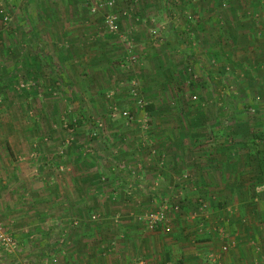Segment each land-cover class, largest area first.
Instances as JSON below:
<instances>
[{
	"label": "rangeland",
	"instance_id": "rangeland-1",
	"mask_svg": "<svg viewBox=\"0 0 264 264\" xmlns=\"http://www.w3.org/2000/svg\"><path fill=\"white\" fill-rule=\"evenodd\" d=\"M252 10L261 16L264 0H0V218L17 247L30 244L25 252L20 246L10 254L0 248V264H19L25 257L29 264L57 263L51 244H63L65 252L66 240L54 230L77 214L75 198L86 202L82 216H94L86 224L108 217L105 223L113 227L121 219L120 202L131 203L134 189L148 198L143 211L167 205V226L149 229L141 221L144 227L166 237L182 231L197 236L200 219L189 214L209 208L207 198L198 193L194 209L165 202L159 174L151 179L159 183L153 190L160 202L142 176H151L147 165L162 167L169 146L180 145L192 158L195 136L207 139L216 132L221 137L230 133L232 122L233 132L242 131L241 113L253 112L243 106L262 101L264 69L241 68L227 58L229 40L241 43L249 34L241 28ZM110 13L117 17L116 31L103 23ZM72 21L85 26L73 37ZM254 21L257 25L260 17ZM179 35L183 45L177 43ZM42 40L40 52L34 43ZM237 55L228 57L241 62ZM225 100L233 102L234 111ZM94 125L105 137L104 152L91 138L88 127ZM172 176L186 182L195 174L188 169ZM133 180L140 182L130 190ZM180 191L175 194L185 196ZM223 209L209 214L220 219ZM178 212L183 216L176 222ZM35 231L42 236L26 243L25 234Z\"/></svg>",
	"mask_w": 264,
	"mask_h": 264
},
{
	"label": "crops",
	"instance_id": "crops-1",
	"mask_svg": "<svg viewBox=\"0 0 264 264\" xmlns=\"http://www.w3.org/2000/svg\"><path fill=\"white\" fill-rule=\"evenodd\" d=\"M259 9L261 8L259 7ZM260 13L261 16L252 10L248 12L246 18H243V20L248 19V22H244L241 29L244 32L248 29L249 34L244 35L245 38L243 37L241 43L235 44L233 37L231 41L229 40L230 48L227 50V54L238 53L237 58L241 60L242 67L249 68L251 66L264 69V10H261ZM259 17L260 21L256 25L254 20ZM71 24L68 26L70 35L73 34L71 37L77 35L74 34L75 30L82 31L85 27L83 24L73 21ZM170 28L171 26L168 27V30ZM79 35L82 36V34ZM178 37L180 38V35ZM179 38L177 43L183 45L185 40L182 39L181 42ZM165 42L169 47L174 46V44L170 45L171 42L166 40ZM45 43V40L36 41L34 45L37 47V51L42 52L41 47L46 45ZM164 45L166 44L164 43ZM260 92H262L261 102L258 104L247 102L243 106V109L248 106L249 110L253 112L246 115L247 111L243 110L241 113L243 116L239 121V126L242 131L233 132L234 124L232 122L230 125L233 128H230V133L221 136L222 138L215 134L216 132L210 133L207 139L201 136L197 138V135L193 138L197 145L192 158L187 155L186 150H182L181 146L176 144L175 148L168 147L167 153L160 161L162 167L158 164L160 167L158 170L155 169L157 167L155 165H147L145 168V171L149 175L151 174L147 179L142 176L145 186L150 185L148 191L158 189L154 187L158 182H154L153 185L151 178L161 175V179L158 178V181L162 182L160 185L164 194L161 192V195H164L165 202L179 203L180 207L190 206L193 208L192 203L201 200V198L196 199L198 193L207 198L210 203L209 208L201 211L193 208L194 212L189 214L191 219H200L198 234H201L194 237L191 233L182 231V234L174 232V235L170 234L166 237L159 235L158 231L153 232L146 226L144 227L138 217L145 206L144 202L147 203V200H144V197L147 196L142 195L141 189L134 191L136 183L140 181L133 180V183L129 182V186L131 185L129 189H134L132 190L134 196L131 203L127 200L125 203L120 202L121 206L118 208H121V219L113 227H109L105 223L108 217H103L102 222L86 224L85 221L91 219L92 216L90 215L88 218L81 215L80 209L86 202L75 198L80 203L79 208L75 207L77 214L68 215L65 218L67 225L54 230L57 236H65L63 238L66 240L65 252L62 248L63 244H51V249H56L58 254L55 264H264V87ZM229 120L233 121L235 118ZM170 137L176 140L174 136ZM186 137L184 136L185 142L188 140ZM121 139L123 141V137ZM206 141L207 143H205ZM218 141H220L219 144L215 145ZM6 159L7 156L2 161H6ZM191 161L194 162L193 165L189 164L188 166L187 164ZM188 169L194 170V179L190 178L186 182H182L184 179L181 178L182 176H177L176 180L173 179L172 174L188 171ZM162 174L165 176L163 177ZM196 186L201 189L199 192L192 191ZM177 188H181L180 193H185V196L184 194L183 196L175 194ZM210 190L211 192L215 190L217 196L208 195ZM155 191L151 192V195L154 194L155 200L159 199L162 202L161 195ZM126 197L129 198V196ZM224 205L226 211L223 212L222 218L216 219L211 215L213 213L209 214L217 208L224 210ZM135 209H139V211H135ZM182 213H177L176 222H179V216H183ZM108 221L110 222V219ZM173 222H175V218ZM77 224H79L78 227ZM53 229L50 227L51 231L48 232V235L53 234ZM38 232L41 231L38 230ZM38 232L26 233V243L33 237H39V235L41 237L42 234ZM229 239L236 241L235 247L226 252H220V245ZM19 246L21 251L25 252L26 249H29L30 244L22 243L18 244ZM218 251L219 258L212 262L209 255ZM26 258H22L23 261L19 264H29ZM53 260L55 261V259L51 261ZM18 262V260H13L10 264H18ZM35 262L36 260H33L31 264H35ZM46 264H50V262Z\"/></svg>",
	"mask_w": 264,
	"mask_h": 264
},
{
	"label": "built area",
	"instance_id": "built-area-1",
	"mask_svg": "<svg viewBox=\"0 0 264 264\" xmlns=\"http://www.w3.org/2000/svg\"><path fill=\"white\" fill-rule=\"evenodd\" d=\"M93 10H95V8H93ZM103 23L110 31H116L118 29L117 17L113 13L107 14L103 19ZM133 84L135 85L134 82ZM131 91L133 93L132 95L136 98L137 97L136 90L132 88ZM136 102L140 107L144 106V102L141 98H136ZM124 113L125 115H128V112H124ZM203 206L204 205L201 204L200 209H203ZM177 207L178 205H175L174 208ZM166 210H167V205L163 204L162 208L160 209L150 210L140 214L138 219L140 221H143L144 224L149 229H155L160 226H166L168 224V217ZM92 217L94 218V216ZM220 232L223 235L222 230H220ZM235 245H236V241L234 239L226 240L220 245L219 251L226 252L230 248L235 247ZM0 248H2L4 252L7 254L13 253L18 249L13 236L4 228L1 218H0ZM256 249L258 250L259 247L257 246ZM219 251L217 253H211L209 255V258L212 262H215L219 258V254H218ZM35 264H46V263L42 262L41 260L38 261L36 260Z\"/></svg>",
	"mask_w": 264,
	"mask_h": 264
},
{
	"label": "trees",
	"instance_id": "trees-1",
	"mask_svg": "<svg viewBox=\"0 0 264 264\" xmlns=\"http://www.w3.org/2000/svg\"><path fill=\"white\" fill-rule=\"evenodd\" d=\"M180 41L182 42L183 40L180 38ZM41 48L44 49V45H42ZM220 53H223L224 54V52H223V50L221 48H220ZM227 58H228L229 61H231L235 65L240 64L241 65V68H242V63L241 62H237V61L231 60V58L228 57V55H227ZM225 102H226L225 104L229 105V109L231 111H234V104H233V102L232 101H227V100H225ZM146 109H149V110L150 109H153V105L152 104H147ZM218 109H220V111L223 110L221 107H219ZM84 119L85 120L87 119V121H90L89 117H86ZM88 129L92 133L91 138L98 141L99 148L104 152L106 150V147H107L106 142H105V139H104L105 138L104 135L101 134V132H99L97 130V128L95 127V125L94 126H91V127H88ZM111 172L114 174V176L116 175V177L119 176L120 178L125 179L124 178L125 176H123V174L121 172H113V170Z\"/></svg>",
	"mask_w": 264,
	"mask_h": 264
}]
</instances>
